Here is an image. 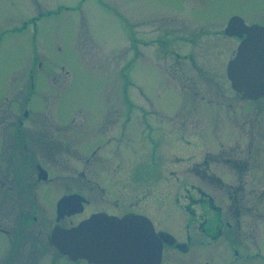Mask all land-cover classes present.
I'll use <instances>...</instances> for the list:
<instances>
[{"label":"rangeland","instance_id":"obj_1","mask_svg":"<svg viewBox=\"0 0 264 264\" xmlns=\"http://www.w3.org/2000/svg\"><path fill=\"white\" fill-rule=\"evenodd\" d=\"M231 14L247 23L264 25V0H0V104L10 105V120L22 119L24 103L28 96H33L27 106L28 118L42 122L36 125H54L61 131L53 139L58 149L48 154L40 144L41 139L34 136L29 149L21 151V155L18 152L21 166L18 172L24 171L23 160L27 156L33 160H26V183L36 179V170L32 168L39 154L41 167L50 170L54 184L59 186L57 196L64 192L66 184L80 189L79 173L84 169H92V177L97 178L94 180L106 184L105 181L115 182L116 169L123 170L127 178L132 169L145 168L149 154L146 137L137 132L140 140L136 144L128 139L133 122L138 123L143 114L130 111V104L142 106L148 110L146 119L156 124L154 138L160 142L165 135V147L169 148L166 155L169 160L176 157L165 171L175 172L179 178L170 179L169 203L164 214L155 220L156 225L178 240L185 241L191 236L190 251L184 254L168 249L163 264H264V222H259L257 235L262 231L260 236L232 238L234 249L240 254L257 253L261 257L247 260L244 256L245 260L237 261L233 257L236 251L224 236L203 247L200 242L207 240L193 225L188 231L189 213L181 207L182 203L190 204L189 197H198L195 188L199 184H204L213 195V187L196 177L193 167L198 162L203 167L204 154L214 149L211 136L218 129V118H213L212 105L229 88L223 71L225 60L231 57L236 44L235 40L216 36L214 32L225 26ZM199 27L208 31H200L202 46L200 43L192 46L190 40L197 33L194 29ZM178 54L180 58L175 56ZM189 54L196 57V66L182 58ZM227 97L233 105L242 103L235 94L228 93ZM217 112L223 115L218 109ZM248 113L245 112V117L242 113L240 119L246 121ZM100 120H110L111 131L115 130V121L116 126L122 127V145L128 149L124 155L116 148L114 153L103 149L92 157V149L102 146L111 135L106 132L104 137L100 136L94 125ZM171 121L178 122L180 127L173 128ZM222 128L225 133V126ZM240 129V124L234 127L233 140L241 135ZM178 138L181 144L171 153ZM0 153H3L2 145ZM180 155L183 157L180 161H185L177 164ZM1 169L0 160V178L5 180ZM101 169L110 177L104 176ZM17 178L11 175L6 184H17ZM3 190L0 187V227L8 230L4 226L9 225L11 230L12 223L17 222L15 201L19 195H10L9 203L5 204ZM43 196L55 199L52 190ZM3 205L9 208V218L2 213ZM193 209L199 211L198 207ZM41 210L38 222L21 234L23 245L28 246L26 240L36 238L40 232L49 236L54 217ZM42 219L44 224H40ZM36 239L43 249L56 252L48 245L47 238ZM14 242L13 232L10 238L0 233V264H32L40 257L38 264H50L52 259L55 264H66L58 256L45 258L44 250L42 256L32 250L6 259Z\"/></svg>","mask_w":264,"mask_h":264},{"label":"flooded vegetation","instance_id":"obj_2","mask_svg":"<svg viewBox=\"0 0 264 264\" xmlns=\"http://www.w3.org/2000/svg\"><path fill=\"white\" fill-rule=\"evenodd\" d=\"M232 16L235 15L231 14L230 18ZM228 21L225 26L221 27L220 31L214 32V34L236 41V44L234 43L233 49H231L230 52L231 57L229 56L230 58L228 57V59L225 60V73L223 71L224 79H226V83L229 84V88L227 93L225 95L221 94L219 101L215 99L213 103L214 106L212 105L213 118H218V129L216 128V132L211 136L214 149L204 154L203 167H201L200 162L196 164L197 166L195 165L193 167V169L196 170L195 176L202 179V181L208 182V184L213 187V195L204 184H199L195 188L198 197H196V199L189 197L188 201L190 204L182 203L181 207L189 213L190 221L187 225L188 231L190 232V225H193L207 240L205 243L203 241L200 242L203 247L214 244L224 236L232 245V249H234L233 237L238 239L240 236H244L254 239L262 233L261 231V233L259 232L257 235L259 222H264V96L254 99L247 98L243 93L234 91L230 81L227 79L228 63L234 59L236 49L247 37L246 33L238 36L240 34L237 32V36L234 37L225 33ZM243 21L247 26H264L256 22L247 23L244 19ZM200 26L202 25L200 24ZM199 28L200 29H194L197 30V33H195L193 39L190 40L192 46H196L199 43L202 46V42H199L201 37L200 31H208L202 29V27ZM175 56L180 58L179 54ZM188 56L189 59H187ZM182 58L185 61L189 60L187 63L193 66L197 65L196 57L193 54L184 55ZM216 75L220 76V74ZM228 93L238 96L242 103L238 104L239 106L231 104L232 100L227 97ZM193 94L195 95V93ZM29 100L30 99L27 101ZM28 105V102L24 103L22 119L10 120V105L0 104V146L2 145L3 147V153H0V160L2 164L1 170L6 180L0 178V187L4 189L3 191H6L2 200L6 204L9 203L10 195L14 197L16 196L15 193L19 195L18 201H15V206L17 207L15 221L17 222L12 223L13 227L11 230L9 229V225L4 226L8 230L0 227V233L7 238H10L12 232L14 233L15 242L12 246V251L11 249V252L8 250L6 254L7 258H10L12 255L14 257L18 253L26 255L32 250L38 252V254L42 256L44 250L46 254L45 258H49L52 255L58 256L64 259L66 264H101L99 262L100 260L93 255L84 258L78 257L69 259L58 253L50 241L52 230L56 226L71 228L82 221L84 222L101 215L116 218L118 220L132 218L134 216L141 217L152 224L157 235L167 233L161 229L160 226L156 225L155 220H158V218L164 214L165 207L169 203L170 192L168 191V187L170 179L173 178L175 181L179 180L177 173H168L165 171L166 167L171 165V161L176 159V157L169 160L168 155H166V153L169 154V148L165 147L166 137L164 132L162 133L164 135L163 141L161 140L158 142V140L154 138L156 128L153 130V127H155L156 124H153L150 119H146L148 110L146 111L142 106H136L133 103L130 104L129 108L132 112L138 110L140 113H143L138 123H136V120L133 122V127H131L128 139L129 142L133 141V143L136 144V142L140 140L137 139V132L142 133V135L146 137L144 140L147 145H149V154L147 155L145 168L132 169L130 173L127 174V178L123 170L116 169L113 173L115 182L113 183L112 180L111 183L105 181L106 184L94 180L97 178L92 177L94 175H91L92 169H84L79 173L82 180L81 188L73 189L72 184H66L64 186L65 189H63L64 192L57 196L56 190L59 186L58 184H54L55 179L51 177L50 170L41 167L38 161L40 154L34 160L36 164L32 170L34 172L36 170V179L32 177L34 181H31V185L26 183V160H33L27 156L23 160L24 166H22V169L24 171L18 172L21 166L18 164L17 154L19 152L21 155V151L29 149L31 136L41 139L40 144L44 150H47L48 154L58 149V144L54 143L53 139L61 132L54 125H36L39 122L42 124V122L40 120L28 118L30 116L27 109ZM217 109L222 112V116L219 115ZM245 112H249L246 121L242 120L243 117H245ZM242 113L244 115L242 119H240ZM13 116L16 117L15 115ZM137 116L138 115H136V117ZM49 123H55V121H49ZM84 123H86V121H83V124ZM110 124V120L95 122L94 125L98 128L101 137H104L106 132L111 133V135H109L110 137L107 138L106 142L102 143V146L99 144L94 147L95 149H92V157L95 155L97 156L103 149H109L114 153V149L117 148V150L120 151H117L118 153L122 152L121 155H124L125 151H128V149L126 150L124 145H122L123 142L120 134L122 127L116 126L117 121H115L113 126L115 130L111 131L110 128L112 125ZM237 124L241 126V135L238 136L236 140H233V134L235 133L233 130ZM171 125L173 128L180 127L178 122L175 124V121H171ZM223 126H225V133H223ZM30 128L36 130H31ZM80 128L83 131L86 130V128L82 126H80ZM81 129L77 131H81ZM40 133L43 135H40ZM179 144H181L180 138L175 140L171 153L175 152L176 146L178 147ZM10 147H13V149ZM178 152L179 151L176 153ZM161 153H163L162 156L164 158L161 157ZM181 158H183L181 155L177 158V164L185 161V159H182L181 162ZM86 162H88V160ZM154 164L156 165L155 169H158L155 173L152 171L155 170L152 168ZM142 165L143 162L141 163V166ZM41 169L45 172V177L42 179L39 178ZM101 171L104 176L107 175L110 177V174L106 173L104 169H101ZM11 175H16L18 177L15 180L17 184H6L8 181L10 182ZM37 185H44V188H39V186L37 188ZM33 186L34 189H32ZM158 186H161V189H158ZM47 190L53 191V196L55 197L53 201L43 196V193ZM175 197L178 196L175 195ZM48 199L50 202L46 203ZM177 199L179 200L180 198ZM193 207H198L199 211H196ZM39 208H42L41 212L45 213L48 211L49 216L53 215L54 225L50 230L49 236H47L45 232H40L38 236L36 235V238H47L48 245L56 251L54 254L50 253L46 247L43 249L44 246L40 245L36 238L28 242L27 239L26 243H28V246L25 244L23 245V239L20 238L21 234L27 231L29 225L38 222L40 216ZM2 213L6 218H9V208L6 209L4 205L2 206ZM42 220L43 222L40 224H44L45 221L44 219ZM8 222L13 221L8 220ZM46 227L47 226H45V228ZM175 240L174 245L170 246L168 244H163L160 264H163L164 253L169 251L168 249H173L176 252L184 254L190 251L191 236L188 235L185 241L176 238ZM177 244L181 245L177 246ZM234 250L236 253L233 257L235 260L238 259L237 261L240 259L245 260V257L247 260H256L255 256L261 257V255L257 253L254 255H244L240 254L237 249ZM15 253L17 254L15 255ZM40 260H42L41 257L39 260L35 259L31 263L38 264ZM50 264H55V261L52 259Z\"/></svg>","mask_w":264,"mask_h":264},{"label":"water","instance_id":"obj_3","mask_svg":"<svg viewBox=\"0 0 264 264\" xmlns=\"http://www.w3.org/2000/svg\"><path fill=\"white\" fill-rule=\"evenodd\" d=\"M237 32L247 38L227 68L232 88L248 98L264 96V28H247L234 17L225 33ZM174 242L171 235H156L148 220L135 216L122 220L96 216L70 229L55 227L51 236V243L70 259L93 255L101 264H160L163 243Z\"/></svg>","mask_w":264,"mask_h":264}]
</instances>
